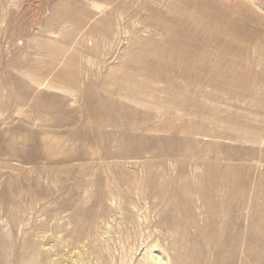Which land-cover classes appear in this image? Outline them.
Masks as SVG:
<instances>
[{"label": "rangeland", "instance_id": "rangeland-1", "mask_svg": "<svg viewBox=\"0 0 264 264\" xmlns=\"http://www.w3.org/2000/svg\"><path fill=\"white\" fill-rule=\"evenodd\" d=\"M152 244L264 264V0H0V264Z\"/></svg>", "mask_w": 264, "mask_h": 264}, {"label": "bare ground", "instance_id": "bare-ground-1", "mask_svg": "<svg viewBox=\"0 0 264 264\" xmlns=\"http://www.w3.org/2000/svg\"><path fill=\"white\" fill-rule=\"evenodd\" d=\"M156 246H158V245L152 244V247L149 249V253H148V262L149 263L148 264H158L157 258H156V251H158V249L156 248ZM170 261L171 260L169 258V254H166L165 263H163V264H168Z\"/></svg>", "mask_w": 264, "mask_h": 264}]
</instances>
